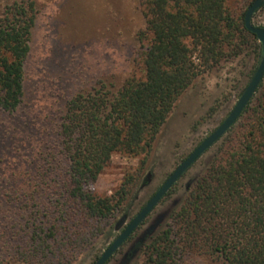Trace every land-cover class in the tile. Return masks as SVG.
Wrapping results in <instances>:
<instances>
[{
  "label": "trees",
  "instance_id": "16d2710c",
  "mask_svg": "<svg viewBox=\"0 0 264 264\" xmlns=\"http://www.w3.org/2000/svg\"><path fill=\"white\" fill-rule=\"evenodd\" d=\"M229 1L141 0L138 75L114 93L72 94L51 118L4 125L29 169L0 174V263L72 264L112 226L139 180L140 172L128 173L114 195H95L89 186L111 155H142V171L176 101L200 75L245 50L260 60L261 45L244 25L253 0L238 10ZM32 5L13 3L0 17V113L8 118L22 104ZM240 116L146 245L144 264H179L194 248L222 264H264V82Z\"/></svg>",
  "mask_w": 264,
  "mask_h": 264
},
{
  "label": "rangeland",
  "instance_id": "374dc122",
  "mask_svg": "<svg viewBox=\"0 0 264 264\" xmlns=\"http://www.w3.org/2000/svg\"><path fill=\"white\" fill-rule=\"evenodd\" d=\"M243 2L230 0L228 4L238 10ZM13 3L33 4L34 23L24 70L22 104L14 117L0 113V174L6 178L29 168L27 161L17 159L16 140L5 137L9 133L4 125L13 128L38 116V119L56 116L64 109L66 100L77 92L101 89L114 93L128 77L139 73L137 33L144 28L141 0H0V17ZM263 6L252 15L251 22L264 29ZM259 61L254 51L245 50L200 75L176 101L142 171H139L142 155L133 157L119 152L111 155L97 181L89 186L95 195H114L128 173L140 172L139 180L112 226L72 264L94 263L172 171L228 116ZM261 81L264 82V76ZM254 96L255 93L248 104ZM230 132L185 171L171 193L160 200L106 264L145 263L146 245L165 229L189 189L220 153ZM123 215L124 225L114 230ZM0 264L23 263L8 260ZM179 264H222V261L217 255L194 248L185 251Z\"/></svg>",
  "mask_w": 264,
  "mask_h": 264
},
{
  "label": "water",
  "instance_id": "95a60500",
  "mask_svg": "<svg viewBox=\"0 0 264 264\" xmlns=\"http://www.w3.org/2000/svg\"><path fill=\"white\" fill-rule=\"evenodd\" d=\"M264 4V0H253L248 6L244 15V25L247 31L254 34L261 45L262 56L250 81L238 98L234 107L222 123L209 134L167 177L161 186L149 198L140 211L129 221L126 227L117 235L110 245L103 251L94 264H105L125 240L140 226L145 218L152 212L167 191L175 182L189 169V167L216 141H218L239 118L251 97L255 93L259 83L264 76V29L254 26L251 22L252 15ZM126 216L123 215L117 220L114 230H119L125 223Z\"/></svg>",
  "mask_w": 264,
  "mask_h": 264
},
{
  "label": "flooded vegetation",
  "instance_id": "af4514ba",
  "mask_svg": "<svg viewBox=\"0 0 264 264\" xmlns=\"http://www.w3.org/2000/svg\"><path fill=\"white\" fill-rule=\"evenodd\" d=\"M251 98H252V97H251ZM250 100H251V99H250ZM247 105H248V104H247ZM241 114H242V113H241ZM227 131H228V130H227ZM125 227H126V225L123 227V229H124ZM123 229H122V230H123ZM122 230H121V231H122ZM127 239H128V238H127ZM127 239H126V240H127ZM126 240H125V241H126ZM123 244H124V243H123ZM123 244H122V245H123ZM109 245H110V244H109ZM109 245H108V246H109ZM122 245H121V246H122ZM121 246H120V247H121ZM118 249H119V248H118ZM118 249H117V250H118ZM117 250H116V251H117ZM102 253H103V252H102ZM114 254H115V253H114ZM114 254H113V255H114ZM113 255H112V256H113ZM112 256L109 258V260L112 258ZM99 257H100V256H99ZM99 257H98V258H99ZM109 260H108L106 263H108ZM94 263H95V262H94ZM106 263H105V264H106Z\"/></svg>",
  "mask_w": 264,
  "mask_h": 264
}]
</instances>
